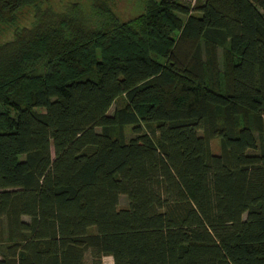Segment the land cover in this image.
<instances>
[{
    "label": "trees",
    "instance_id": "trees-1",
    "mask_svg": "<svg viewBox=\"0 0 264 264\" xmlns=\"http://www.w3.org/2000/svg\"><path fill=\"white\" fill-rule=\"evenodd\" d=\"M55 4L0 0V264H264V0Z\"/></svg>",
    "mask_w": 264,
    "mask_h": 264
},
{
    "label": "rangeland",
    "instance_id": "rangeland-1",
    "mask_svg": "<svg viewBox=\"0 0 264 264\" xmlns=\"http://www.w3.org/2000/svg\"><path fill=\"white\" fill-rule=\"evenodd\" d=\"M51 2H53L54 4L56 3L57 5H63L64 3H66L69 0H50ZM182 3H187L190 0H178ZM199 1H203V0H199ZM114 5H115V12L118 15V17L125 19L130 17L133 14H136L139 11V4H142V0H113ZM55 4V5H56ZM191 4V2H190ZM119 101H121V99H119ZM115 108V105L113 104L110 109L108 110V114H111L113 109ZM129 132L126 130V133ZM210 150L212 153L217 154L218 152V146H217V141L213 140L210 142ZM50 153L52 156V150L50 149ZM126 205V200L123 196H120L118 198V208H124ZM91 232L93 231L92 229L90 230ZM102 264H112L111 261L109 259H107V257L103 258L101 260Z\"/></svg>",
    "mask_w": 264,
    "mask_h": 264
},
{
    "label": "crops",
    "instance_id": "crops-1",
    "mask_svg": "<svg viewBox=\"0 0 264 264\" xmlns=\"http://www.w3.org/2000/svg\"><path fill=\"white\" fill-rule=\"evenodd\" d=\"M105 258V257H104ZM103 259V258H102Z\"/></svg>",
    "mask_w": 264,
    "mask_h": 264
}]
</instances>
